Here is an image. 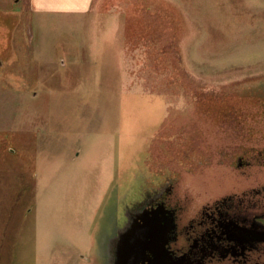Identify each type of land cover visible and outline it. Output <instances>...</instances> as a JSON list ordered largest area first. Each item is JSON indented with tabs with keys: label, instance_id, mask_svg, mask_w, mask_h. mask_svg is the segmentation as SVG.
I'll use <instances>...</instances> for the list:
<instances>
[{
	"label": "rangeland",
	"instance_id": "1",
	"mask_svg": "<svg viewBox=\"0 0 264 264\" xmlns=\"http://www.w3.org/2000/svg\"><path fill=\"white\" fill-rule=\"evenodd\" d=\"M96 2L0 1V264H110L156 190L184 224L264 186V0Z\"/></svg>",
	"mask_w": 264,
	"mask_h": 264
},
{
	"label": "flooded vegetation",
	"instance_id": "2",
	"mask_svg": "<svg viewBox=\"0 0 264 264\" xmlns=\"http://www.w3.org/2000/svg\"><path fill=\"white\" fill-rule=\"evenodd\" d=\"M155 192V196L140 202L143 211L125 213L113 240L120 232L131 231V225H143L147 217L159 216L162 224L173 221L165 247L181 264H264V205H259L264 186L254 189L250 203L225 196L204 206L196 218L184 224L179 215L183 207L168 194ZM168 192H172L170 188ZM109 248L110 264H114L117 248L112 243ZM140 264L150 261L142 259Z\"/></svg>",
	"mask_w": 264,
	"mask_h": 264
},
{
	"label": "water",
	"instance_id": "3",
	"mask_svg": "<svg viewBox=\"0 0 264 264\" xmlns=\"http://www.w3.org/2000/svg\"><path fill=\"white\" fill-rule=\"evenodd\" d=\"M162 221L159 216L147 217L143 225L134 224L131 231L120 232L112 241L117 248L114 264H140L142 259L150 264H181L170 257L165 247L173 221L168 220L167 225Z\"/></svg>",
	"mask_w": 264,
	"mask_h": 264
},
{
	"label": "crops",
	"instance_id": "4",
	"mask_svg": "<svg viewBox=\"0 0 264 264\" xmlns=\"http://www.w3.org/2000/svg\"><path fill=\"white\" fill-rule=\"evenodd\" d=\"M0 1H9V0H0ZM29 9L32 13L36 14H73V15H83L90 12L99 11L103 8L101 2L97 3L96 0H28ZM113 8L111 10H106L107 14H114V11L119 9ZM101 12V11H100ZM105 12V11H104ZM111 26L118 27L121 26V22H113ZM116 23V24H113ZM123 38V37H122ZM114 39H118L115 37ZM109 41V42H108ZM112 37L106 40V43H113ZM124 42V41H123ZM125 47L122 55L125 54ZM127 50V49H126ZM127 52V51H126ZM2 226V222H1ZM1 229V227H0ZM2 240L3 234L2 230L0 231V255L2 254Z\"/></svg>",
	"mask_w": 264,
	"mask_h": 264
},
{
	"label": "clouds",
	"instance_id": "5",
	"mask_svg": "<svg viewBox=\"0 0 264 264\" xmlns=\"http://www.w3.org/2000/svg\"><path fill=\"white\" fill-rule=\"evenodd\" d=\"M35 2V0H33V3Z\"/></svg>",
	"mask_w": 264,
	"mask_h": 264
}]
</instances>
